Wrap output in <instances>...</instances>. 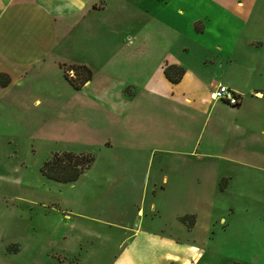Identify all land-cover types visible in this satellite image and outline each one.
Wrapping results in <instances>:
<instances>
[{"label": "crops", "instance_id": "crops-1", "mask_svg": "<svg viewBox=\"0 0 264 264\" xmlns=\"http://www.w3.org/2000/svg\"><path fill=\"white\" fill-rule=\"evenodd\" d=\"M145 1L0 0V107L30 78L44 75L50 58L89 67V77L74 87L75 104L105 109L107 130L99 142L126 160L122 172L131 182L138 176L140 192H154L148 201L153 211L159 205L155 192L162 188L204 190L188 180L196 167L213 168V190L225 191L233 181L226 168L254 164L258 151L250 139L264 112V87L251 83L253 63L242 56V47L251 44L242 35V0H182L187 6L174 4L170 10V0H149L148 8L129 10ZM172 12L184 16V24H175ZM134 13L138 21L126 23ZM153 25L161 33L151 32ZM167 64L183 68L177 81L165 77ZM218 83L240 96L236 105L208 98ZM89 125L96 131L95 122ZM213 207L197 211L179 204L172 213L171 232L182 231L179 218L189 214L192 222L185 229L200 230L199 240L138 222L122 225L123 250L143 255L144 264L159 258L161 264H195L207 243ZM222 207L214 220L224 226L227 207ZM136 213L141 215L140 205Z\"/></svg>", "mask_w": 264, "mask_h": 264}, {"label": "rangeland", "instance_id": "rangeland-1", "mask_svg": "<svg viewBox=\"0 0 264 264\" xmlns=\"http://www.w3.org/2000/svg\"><path fill=\"white\" fill-rule=\"evenodd\" d=\"M148 2L129 10L148 8ZM242 2V35L251 41L242 47V56L253 63L251 83L264 87V0ZM174 4L187 6L182 0H170L168 9ZM128 15L126 23L138 21L135 13ZM171 19L177 25L185 22L174 12ZM158 27L153 25L151 32L161 33ZM47 64L44 75L30 78L24 90L6 96L0 107V264H144L143 255L123 250L127 241L122 225L147 221L179 239L199 240L200 230L185 229L192 222L189 214L179 218L182 231L171 232L172 213L179 204L197 211L214 206L207 243L195 264H264V135L260 133L264 112L254 122L250 139L258 158L250 166L226 168L233 177L229 188L213 190V168L196 167L188 180L202 184L204 190L162 188L155 192L159 205L152 211L148 201L154 192H140L138 176L131 182L122 172L126 160L99 142L107 130L105 109L75 104L74 83L81 84L83 72L57 57ZM35 96L39 103L32 101ZM240 139L243 153L247 140ZM55 151L89 152L93 160L75 179L59 181L41 172ZM138 205L141 215L136 213ZM222 205L227 207L224 226L214 220Z\"/></svg>", "mask_w": 264, "mask_h": 264}, {"label": "trees", "instance_id": "trees-1", "mask_svg": "<svg viewBox=\"0 0 264 264\" xmlns=\"http://www.w3.org/2000/svg\"><path fill=\"white\" fill-rule=\"evenodd\" d=\"M78 72H83L81 77L82 83L90 75V69L84 64H71ZM183 72V68L176 64H167L163 67V73L171 81H177ZM3 83L4 80L1 79ZM77 87L79 84L74 83ZM93 160V155L89 152H71V151H55L41 165V172L52 179L59 181H71L75 179L82 170L89 166ZM229 264H242L232 261Z\"/></svg>", "mask_w": 264, "mask_h": 264}, {"label": "built area", "instance_id": "built-area-1", "mask_svg": "<svg viewBox=\"0 0 264 264\" xmlns=\"http://www.w3.org/2000/svg\"><path fill=\"white\" fill-rule=\"evenodd\" d=\"M208 98L211 100H222L231 105H236L240 100V96L231 87L220 83L209 89Z\"/></svg>", "mask_w": 264, "mask_h": 264}]
</instances>
